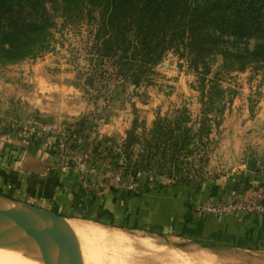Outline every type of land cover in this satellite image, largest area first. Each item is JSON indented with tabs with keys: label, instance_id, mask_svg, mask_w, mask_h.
Listing matches in <instances>:
<instances>
[{
	"label": "rangeland",
	"instance_id": "obj_1",
	"mask_svg": "<svg viewBox=\"0 0 264 264\" xmlns=\"http://www.w3.org/2000/svg\"><path fill=\"white\" fill-rule=\"evenodd\" d=\"M24 1L28 0L19 3L26 5L28 2ZM217 1L229 11L250 5L252 16L261 13L264 17V0ZM41 3L52 19L51 47L35 58L0 63V127L33 141L41 137L47 149L52 148L67 157L68 162L83 164L89 178L85 180L93 182L90 187L85 186L89 191L87 195L94 196L95 192L111 188L129 189L137 184L144 187L142 180L149 185L173 186L175 182L179 185L211 179L247 165L264 167L262 68L248 66L242 71L218 74V86L224 90L220 100L224 107L221 112L208 113L209 120L203 121L198 77L184 58L169 49L144 77L123 78L116 73L111 59L98 55L95 50L100 5L94 0H41ZM32 4L37 6L38 1L31 0L28 5ZM71 5L78 8L70 16L62 13V7ZM252 42L253 39L249 40V44ZM208 58L211 64L207 77L212 78L221 66L222 55L213 52ZM182 106L189 110L191 119L186 122L187 126L195 131L206 123L209 131L195 135L188 145L189 152L180 149L176 155L166 158L156 155L147 167L130 174L128 159L134 161L140 157L143 136H147L145 132L153 120ZM133 124L136 125L132 143L125 146L127 131ZM43 125L49 128H42ZM126 152L130 154L128 157ZM117 172L120 182L116 179ZM87 195L78 196L81 202H76L78 212L66 222H87L106 230L143 237L154 244L149 246L147 241L132 240L124 243V247L121 245L117 254L98 246L100 250L96 255L94 250L96 245H101L99 242L95 244L92 240V245L87 243L89 240L82 241L80 237L76 240L73 236L77 250L80 249V253L86 250L87 257L91 255L90 264H109L115 257L116 262L111 263L264 264V250L219 247L189 240L186 236L149 228H129L117 221L108 223L103 218L81 215L91 209ZM78 242L89 246L84 243L83 247ZM90 245L94 249H90ZM173 251L177 253L175 257Z\"/></svg>",
	"mask_w": 264,
	"mask_h": 264
},
{
	"label": "trees",
	"instance_id": "obj_2",
	"mask_svg": "<svg viewBox=\"0 0 264 264\" xmlns=\"http://www.w3.org/2000/svg\"><path fill=\"white\" fill-rule=\"evenodd\" d=\"M30 1L23 5L20 0H0V63L35 58L51 47L52 19L41 0H37V6H29ZM94 1L100 5L94 43L97 54L109 57L121 77L142 78L171 49L197 74L203 121L209 120L208 113L221 112L224 107L218 74L242 71L248 66L264 70V17L261 13L252 16L250 5L229 11L217 0ZM77 8L65 6L61 11L70 16ZM213 52L221 53L222 62L215 77L209 78L208 56ZM190 119L186 106L157 116L145 132L147 136H143L140 157L128 159L130 174L147 167L156 155L166 158L180 149L189 152L188 145L195 135L209 131L206 123L194 131L186 124ZM135 125L127 131L125 146L132 143ZM129 153H125L127 157ZM142 181L144 188H149L147 181ZM106 221L114 222L112 218Z\"/></svg>",
	"mask_w": 264,
	"mask_h": 264
},
{
	"label": "crops",
	"instance_id": "obj_3",
	"mask_svg": "<svg viewBox=\"0 0 264 264\" xmlns=\"http://www.w3.org/2000/svg\"><path fill=\"white\" fill-rule=\"evenodd\" d=\"M35 141L0 127V192L73 216L78 196L89 192L87 169ZM100 168V167H99ZM138 186L87 195L91 218H103L129 228H149L186 236L204 244L243 250H264V214L258 212L212 215L201 210L228 196L246 197L250 186L264 192V167L247 165L211 179L179 185Z\"/></svg>",
	"mask_w": 264,
	"mask_h": 264
},
{
	"label": "water",
	"instance_id": "obj_4",
	"mask_svg": "<svg viewBox=\"0 0 264 264\" xmlns=\"http://www.w3.org/2000/svg\"><path fill=\"white\" fill-rule=\"evenodd\" d=\"M66 217L51 209L0 192V241H26L34 264H77Z\"/></svg>",
	"mask_w": 264,
	"mask_h": 264
},
{
	"label": "bare ground",
	"instance_id": "obj_5",
	"mask_svg": "<svg viewBox=\"0 0 264 264\" xmlns=\"http://www.w3.org/2000/svg\"><path fill=\"white\" fill-rule=\"evenodd\" d=\"M80 223V221H78ZM83 222V221H82ZM77 223V222H67V225L71 231V234L72 236H76V240H78L79 238L77 237H80L81 239H83L82 241H84V239L89 240L87 243H91L94 241V243L98 244V242L101 244V245H96V249L94 251H96V255H97V250H100L98 249L97 247L100 246L99 248H102V250H111L116 252L118 251V248L123 245L124 243H129L131 242L132 240H138L139 242H146L148 244L149 243V239L147 240L146 238H137L135 236H129L123 232H119V231H116V230H106L100 226H96L94 224H90V223H87V222H84V223ZM9 232L7 230H1L0 231V237L2 236H8ZM75 240V241H76ZM93 240V241H92ZM85 241V242H86ZM91 241V242H90ZM96 241V242H95ZM83 242L82 245L80 244L81 241H80V245L81 246H86L87 243ZM86 245H85V244ZM147 243L145 245H147ZM84 244V245H83ZM153 243H151L149 246H151ZM79 245V246H80ZM93 245V244H92ZM154 245V244H153ZM89 246V245H87ZM95 246V245H94ZM148 246V245H147ZM76 247V252L78 253V260H77V264H90V259L88 258L89 256H91L90 254H87L89 255L88 257L86 256V254L84 253V251L86 252V250H82V253H80V249L77 250L79 247H78V244L77 246L75 245ZM78 247V248H77ZM82 247V249H84ZM92 247V248H90ZM90 249H94L93 246L90 245ZM124 247V245L122 246ZM121 247V248H122ZM87 247H85V249H89ZM153 248V246H152ZM155 248V247H154ZM158 248V247H157ZM160 248V247H159ZM89 249V250H90ZM29 244L26 242V241H0V264H34L31 260H30V251H29ZM120 250V249H119ZM121 250H124V249H121ZM79 251V252H78ZM102 251V252H103ZM201 251V250H200ZM89 252V251H88ZM92 252V251H91ZM89 252V253H91ZM101 253V251H99ZM108 252V251H107ZM123 252V251H122ZM120 251V253H122ZM124 253V252H123ZM128 253V252H127ZM173 253H175L173 251ZM83 254V255H81ZM99 254V253H98ZM117 254V252H116ZM119 254V252H118ZM177 253H175V255L173 257L176 256ZM94 255V254H93ZM107 255V254H106ZM121 255V254H120ZM123 255V254H122ZM128 255V254H127ZM179 255V254H178ZM181 255V254H180ZM111 256V255H109ZM98 257V256H97ZM115 257V255H114ZM113 257V258H114ZM179 258H181L180 256H178ZM94 258V257H93ZM103 258V257H101ZM112 258V257H110ZM117 257H115L116 259ZM177 258V257H176ZM95 259V258H94ZM98 258H96V260H98ZM115 259H110L111 262L115 261ZM104 260V259H103ZM119 260H120V257H119ZM117 260V262L119 261ZM177 260V259H176ZM95 261V260H94ZM100 260H98L99 262ZM125 261V260H124ZM97 262V261H96ZM110 262V263H111ZM116 262V261H115ZM114 263H111V264H115ZM126 262V261H125ZM184 262V261H183ZM94 262H92L91 264H93ZM109 263V264H110ZM123 263V261H120V264ZM96 264V263H95ZM118 264V263H117ZM127 264V262H126ZM167 264V263H166Z\"/></svg>",
	"mask_w": 264,
	"mask_h": 264
},
{
	"label": "built area",
	"instance_id": "obj_6",
	"mask_svg": "<svg viewBox=\"0 0 264 264\" xmlns=\"http://www.w3.org/2000/svg\"><path fill=\"white\" fill-rule=\"evenodd\" d=\"M42 128L46 129L49 127L45 126ZM44 144L47 145V143ZM67 159V157L61 155L62 162L67 163ZM91 170H95V168L91 167ZM116 179L120 182V175L118 172L116 174ZM92 183L93 182H87L86 186L90 187ZM201 210L212 215H219L223 213L238 214L245 211L264 214V192L259 187L250 186L246 197L228 196L215 203L203 205Z\"/></svg>",
	"mask_w": 264,
	"mask_h": 264
}]
</instances>
